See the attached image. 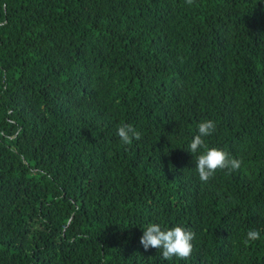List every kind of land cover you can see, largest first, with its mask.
Returning <instances> with one entry per match:
<instances>
[{
    "label": "trees",
    "instance_id": "trees-1",
    "mask_svg": "<svg viewBox=\"0 0 264 264\" xmlns=\"http://www.w3.org/2000/svg\"><path fill=\"white\" fill-rule=\"evenodd\" d=\"M206 120L243 164L203 183ZM0 264H264V0H0Z\"/></svg>",
    "mask_w": 264,
    "mask_h": 264
},
{
    "label": "clouds",
    "instance_id": "clouds-1",
    "mask_svg": "<svg viewBox=\"0 0 264 264\" xmlns=\"http://www.w3.org/2000/svg\"><path fill=\"white\" fill-rule=\"evenodd\" d=\"M188 5H192L194 0H186ZM216 125L212 120H206L198 125V134L194 136L188 145L187 151L195 157L196 171L199 179L207 183L214 177L217 170H227L229 174L240 170L243 161L232 157L229 153L216 148H207L204 137L210 136L215 131ZM121 143L130 145L133 140L139 141L142 133L131 124H123L117 130ZM201 149H207L201 152ZM200 152L199 155H196ZM195 239V233L182 226H175L169 229H162L160 224L152 223L143 229L140 243L145 250L156 248L164 260H172L173 257L188 259L191 257ZM260 239L258 230H249L246 237L248 241Z\"/></svg>",
    "mask_w": 264,
    "mask_h": 264
}]
</instances>
